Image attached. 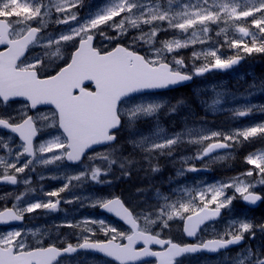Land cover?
<instances>
[{
    "label": "snow or ice",
    "instance_id": "snow-or-ice-1",
    "mask_svg": "<svg viewBox=\"0 0 264 264\" xmlns=\"http://www.w3.org/2000/svg\"><path fill=\"white\" fill-rule=\"evenodd\" d=\"M78 4H81V0H63L56 6V11L65 12L69 6L76 7ZM44 7L42 0H0V45L7 46L6 50L0 51V104L7 105L9 101L15 103L17 98L23 102L18 116H0V126L10 129L11 133L18 135L21 141L14 157L15 162L9 164L0 161V164H4L5 169L12 168L16 173H23L32 165L33 159H36L38 154L39 163L44 165L65 160L80 164L81 170L78 174L67 176L66 183L62 187L46 194L50 197H60V193L68 190L73 181L111 183L100 179L102 169L91 162L106 161L107 168L103 171L106 176L111 171V166L117 163L115 154L119 151V145L115 142L117 130L121 128L123 120L139 118L141 115H153L162 106L159 103L132 102L136 101L138 96H142L146 90L167 89L212 70L230 69L243 59L241 53H264V38L258 35V33L264 34V0H257L255 5L245 7L239 12L235 0H232L231 4L219 6L216 5L215 0L212 4H209V0H196V3L191 5L183 4L180 12L171 10V0L168 8H161L154 2L147 3L146 0H111L103 10L97 11L84 23L71 28L68 33L60 35L59 41L67 42L78 38V45L65 67L56 75L41 78L38 75V66L44 63V58L37 57L32 62L25 63L21 57L24 56L29 45L38 43L37 33L43 27L41 10ZM257 12L261 13L258 18L254 16ZM249 16L253 17L252 23L258 29V33L250 32L243 26H237L236 30L242 34V37H251L250 44L242 38L232 39L228 41L229 47L238 50L234 57L221 58L216 50L209 51L204 55L213 59L198 67L194 65L191 72L181 70L184 67L181 59H174L175 66L166 62V53L187 47L189 43L195 42L193 39L184 42L180 40L163 42L162 47L151 49L147 57L124 46L118 45L106 52H101L93 46V30L105 24L110 28H116L121 35L127 31L126 22L132 28H139L141 24L153 25L154 21L167 22L169 28L184 33L189 29L198 28L200 32L206 34L210 23H216L225 17L239 21ZM115 17L120 19L116 21ZM34 19L41 20L40 27L26 25L18 29V25ZM76 19L77 14L69 11L59 22L67 23ZM109 21L112 23L109 24ZM158 30L160 25H155L149 33L134 37L133 42L146 39L147 43H152ZM100 34L104 35L103 32ZM192 35L195 37L196 32L193 31ZM106 39L112 38L106 37ZM193 55L198 56L196 53ZM85 81L92 82L95 90L86 88ZM250 88L264 90V81L254 83ZM42 105L53 106V111L50 114L36 113L34 110ZM122 105L125 107L122 108ZM233 111L235 116L245 117L253 111L264 112V106L250 104L243 109ZM42 122H46L48 127L58 129V134L36 145L34 140L40 131L38 124ZM221 135L216 131L211 135L201 134L192 143L203 144L204 141ZM258 136L264 137V123L223 135V142L207 144L199 151L197 158L203 159L218 149L230 148L232 147L230 142H239V138L249 140ZM180 139L179 134L165 137L160 141L144 137L137 141V144L149 155L153 153L170 155L172 146ZM96 145L109 147L105 151L96 152L94 149ZM89 150L93 151V154L87 157L90 163L84 164L85 154ZM46 153L53 155L46 157L44 155ZM21 156H28L30 159L17 167L16 164ZM246 160L254 168L241 173V177H252L255 171L259 176L256 183L245 182L240 177H236L231 182H222L219 185L197 190L194 194H190L186 201L174 202L159 211L157 219L161 227H168V220L177 216L185 220L186 234L194 237L200 225L220 217L222 210L230 209L233 201L237 199L236 194L248 204L254 205L264 201V195L254 190L257 184L264 185V152L251 154ZM119 167L124 169L125 164L120 163ZM188 171H197V169L192 167ZM122 174L127 175V171ZM2 179L13 185L18 182L16 175H8L6 171ZM24 183L28 181L25 180ZM228 189H232L233 195L227 194ZM197 198L199 205L194 206ZM16 199L19 201L21 197L17 196ZM59 204L58 198L54 202L51 200L27 202L23 207L5 209L0 211V223L22 221L25 213H32L41 208L56 211ZM97 205L128 224L129 231H119L116 227L107 225L103 219L93 220L92 224H100L104 235L108 237L106 240H92L85 235L75 246L69 243L63 248L55 244L28 248L22 239H17L22 236L21 231H8L0 235V264H58L59 257L71 255L78 250L100 253L118 264H140L145 257L157 258L158 264H179L177 258L186 254L217 253L228 249L229 246L241 244L246 234L255 238L257 230L264 233V224H254L247 218L235 219L228 224L225 232L217 234L216 238L181 245L171 239H162L152 234L148 226L156 223L157 220H153L150 215L143 216L142 227L138 219L141 214L134 215L118 196L95 198L92 206ZM185 213L190 214L185 216ZM67 226L72 227L71 224ZM86 231L91 232V229ZM139 243H142L143 247L138 248ZM152 245H159L161 250L153 251ZM236 264H264V251L246 247L242 255L237 258Z\"/></svg>",
    "mask_w": 264,
    "mask_h": 264
},
{
    "label": "flooded vegetation",
    "instance_id": "flooded-vegetation-1",
    "mask_svg": "<svg viewBox=\"0 0 264 264\" xmlns=\"http://www.w3.org/2000/svg\"><path fill=\"white\" fill-rule=\"evenodd\" d=\"M63 19L62 17L42 18L43 27L41 31L37 33L38 43L29 45L28 50L25 52L24 56L21 57V60L25 63L32 62L37 57L44 58V63L38 66V75H40L41 78L56 75L65 67L66 64L70 62V57L78 45V38H76L71 45L70 41H59L60 35L69 28L70 22L73 21L69 20L67 23L59 22ZM26 25L40 27L41 20L34 19L25 21L17 27L18 29H22ZM112 31V28L109 26L103 27V25H100L99 29L93 30V46L101 52L110 51L115 48L117 46V37L113 35ZM101 32H103L104 35H101ZM106 37H111L112 39H106ZM55 40L59 41V43ZM6 48V45H0V51L6 50ZM85 87L89 90H95L93 83H87ZM22 103V100L17 98V102L15 103L9 101L7 105L0 104V116H18ZM34 111L36 113L50 114L53 111V106H38ZM29 114L33 113L29 112ZM38 127L40 131L34 140V144L36 145L58 134V129L46 126V122L38 124ZM0 138H3L0 140V161L9 164L15 162L14 157L21 143L18 135L0 126ZM4 138L9 140L6 141ZM120 140L121 134L117 133V141L115 143L118 144ZM5 145H7V147H5ZM108 147L109 146L95 147L94 149L96 152H101L105 151ZM249 148L250 147H247L245 151L248 152ZM185 151L186 150H180L178 154L180 155ZM92 154V150L87 152L83 161L84 164L90 163L87 157ZM44 155L46 157H51L53 154L46 153ZM167 155L168 154H164L163 156ZM173 157L174 156L164 157L162 164ZM27 159H30V157L21 156L16 166L20 167ZM91 163L102 169V176H100V179L111 181V183L98 184L91 181H73L68 190L60 193V197H50L46 195L48 192L58 190L66 183L65 178H53L52 176L57 174L58 171H77L81 168L80 164H73L65 160L63 162L57 161L52 164L44 165L39 163V154L36 159H33L32 165L26 168L23 173H16L12 168L5 169L4 164H0V211L14 209L15 207H23L27 202H47L49 200L54 202L56 199H60V204L56 211L41 208L32 213H25L22 221L0 223V235L6 234L8 231L19 230L22 236L17 239H22L28 248L47 247L51 244L63 248L69 243L75 246L78 241H80L81 237L85 235L92 240H106L108 237L104 235L100 224H92L91 221L93 220L99 221L103 219L107 225L116 227L119 231L128 232L130 226L124 221L102 210L98 205L95 207L92 206L93 200L101 197H120L125 206L133 211L134 215L137 213L141 214L138 219L142 227L143 216L150 215L153 220H157L156 223L148 226L152 234L158 235L162 239H171L174 243H179L181 245L199 242L200 236L205 228L208 225L221 222L226 215L225 212L223 218L215 222L207 223L201 228L200 233L195 236L193 240H190L184 231L185 220L173 216L171 220H168V227L162 228L157 219V214L162 208H167L172 203L177 202L179 193L178 191L176 192V188L174 187H178V183L183 181H191L192 177L190 173L183 177L175 178L172 176V173L169 172V167H166L161 174L158 172L156 176L145 177L144 168L139 173L142 174V178L138 177L132 179L118 176L117 163L111 166V171L107 174L108 176L103 174L107 165L102 164V160H95ZM198 168L199 167L196 169ZM5 171L8 175H16L17 184L13 185L2 179ZM166 173H168L170 177L163 176V174ZM25 180H27L28 183H24ZM77 184H82V186H76ZM254 190L258 194L264 195V185L258 184ZM17 196H20L21 200L18 201L16 199ZM76 197L80 199L77 200L75 199ZM66 201L72 202L68 203ZM235 201H238V206L242 210L243 216L246 213L254 224H264V201H261L256 207L244 205L242 199L239 197L235 199ZM189 214L190 213H185L184 215L187 216ZM68 224H71L72 227H68ZM89 228L91 232L86 231V229ZM259 232L260 231L257 230L255 238L246 234L243 247L233 248L225 252V254L234 255L240 249L249 246L253 250L260 249L264 251V241L260 240L258 236ZM208 238H206V240ZM137 247H143V244L139 243ZM151 249L153 251L161 250L159 245H152ZM200 255L205 256L206 254L201 253ZM195 257L198 256L196 254H186L177 259L179 264H187ZM58 264H118V262L100 253L78 250L71 255L59 257ZM140 264H158V261L157 258L154 257H145Z\"/></svg>",
    "mask_w": 264,
    "mask_h": 264
},
{
    "label": "rangeland",
    "instance_id": "rangeland-1",
    "mask_svg": "<svg viewBox=\"0 0 264 264\" xmlns=\"http://www.w3.org/2000/svg\"><path fill=\"white\" fill-rule=\"evenodd\" d=\"M45 5L41 10L42 18H64L66 12H74L77 14V19L70 22L69 28L62 34H66L73 27L78 26L79 24L84 23L88 18L94 15L97 11L103 10L108 4L111 3V0H81V4H78L76 7H68L65 12H57L56 6L63 2V0H42ZM147 3H155L161 8L169 7V0H146ZM216 5L219 6L221 4H231L232 0H215ZM196 0H171V10L174 12L182 11L183 4H194ZM213 0H209V4H212ZM257 3V0H235V4L238 5L237 12L244 9L245 7H251ZM135 11V10H134ZM258 14L254 13V15ZM123 15V14H122ZM223 15V14H222ZM250 17V16H249ZM247 18H241L239 21H235V19H227L226 17L221 21L216 23L209 24V30L205 34L200 32L198 28L189 29L188 32L184 33L178 29H171L168 27L167 22H158L154 21L153 25H145L141 24L139 28H132L127 22L125 27L127 31L121 35L120 32L116 28H112L113 35L119 39L120 37L126 39L127 42L137 44L139 47L143 48L146 55H150V50L153 48H160L163 46V42L172 41V40H180L184 42L189 39H193L195 42L189 43L187 47H181L179 49H174L172 52L166 53V61H171L174 65V59H181L184 62V67L181 70H192L193 66H201L205 63H208L213 58L211 56L204 55L209 51L216 50L217 55L221 58H230L231 54L222 52L225 51L223 46L216 45L218 44L215 41L213 43L212 37V27L211 25L217 24L222 27L220 31L217 33H223L226 36H229L233 39L245 38L242 37V34L239 33L236 29L237 26L247 27L250 32H257L258 29L255 28V25H244V21ZM120 17H115L114 20L118 21ZM225 20L227 22H225ZM112 22V21H109ZM252 22V21H251ZM160 25V30L157 31L156 36L153 38L152 43H147L146 39H141L139 42L134 43L133 38L142 36L146 33H149L150 29L155 26ZM95 30V29H94ZM193 31L196 32V36L193 37ZM211 31V32H210ZM216 31V30H215ZM251 38V37H247ZM76 39V38H75ZM75 39L70 41V45L75 41ZM57 41V40H55ZM202 41V42H201ZM182 51H186L189 60H192V64L190 65L187 61L183 59V56H179L178 54ZM237 49H233V52H236ZM196 53L198 56H194ZM175 66V65H174ZM244 70L240 69L238 72H235L230 77L223 78L222 75L214 74L212 76H204L200 77L201 81L198 82L194 86V92L198 97L196 98L197 103L194 106L192 104H185V106L181 107L180 104H171L170 97L167 94L161 95H146L138 97L136 101H132L133 103L146 102V103H159L162 106L156 110L153 115L146 116L141 115L139 118H133L131 120L126 118L127 126L124 128L123 137L121 142L118 144L122 152L116 153L117 156V173L119 172V177H129L132 179L142 178V174H139L145 168V177L156 176L158 172L160 174L166 167H169V172L172 173V176L175 178L182 177L191 174V181H183L178 183V187L176 188V192L178 191L179 196L177 201L184 202L189 198L190 194H194L197 190H202L212 185H219L222 182H231L233 178L240 177L245 182L251 181L252 183H256L259 179V176L254 171L252 177H241L239 173H246L248 170L253 169V165H249L247 163V156L251 154H260L264 152V146L255 148L243 155L239 154V151L247 145L249 141L252 142V139L261 138L260 136L255 138H250L249 140H244L243 138H239V142H230L232 143V147L236 149L220 151L218 154H213L212 156H205L203 159L197 158V154L199 151L209 143L223 142V135L228 133H234L238 131H242L250 126H255L260 122H257L255 119L251 122H245L240 119L238 116L233 117L238 120V123L231 128L226 126H217L214 122H219L218 118L221 117L220 114H227L234 112V109H243L247 105H254L255 101H258V97L260 101H264V90L260 89H251L250 86L254 83H259V80H255L254 83H250L246 85L244 88H239L237 81L238 77L244 76ZM199 78V79H200ZM196 106H201L196 107ZM256 106H264L262 103H257ZM125 107V106H123ZM122 107V108H123ZM193 107V108H192ZM173 108L175 109L173 111ZM200 109L202 112H200ZM256 114H262L264 112L255 111ZM253 112L249 114L252 117ZM217 117V119H212L210 117ZM225 116V117H226ZM227 119H230L228 117ZM259 120H263L259 118ZM206 121V122H202ZM229 124H235L236 122L232 120L226 121ZM261 123H264L261 122ZM213 131L220 132L222 135L220 137H212L210 140H206L203 144L192 143L193 140L199 138V135H211ZM174 134H179L181 139L178 143L172 146L171 154L167 156H163L164 154L153 153L149 155L145 151L142 150L141 147L138 146L137 141L141 140L144 137L149 138L150 140L160 141L165 137L172 136ZM3 138H0L2 140ZM6 141L9 140L4 138ZM242 140V141H240ZM184 147V148H182ZM193 147V148H192ZM186 149L187 153L178 154V151ZM167 151V150H165ZM176 151V154H175ZM237 154L236 158L235 155ZM174 156L169 161H166L162 164V160L164 157ZM1 159V158H0ZM234 161H238L239 167H235ZM120 163L125 164V168L121 169L119 167ZM196 163V164H195ZM218 163L219 165H224L221 170L227 172L229 175H226L227 180L222 178L213 179L215 183L211 182L210 177L204 174H196L194 171H188V169L192 167H206L210 166L211 172L214 173L213 176H217L218 167L215 166ZM104 165H107L106 161H103ZM211 164V165H210ZM213 164V165H212ZM152 166V167H151ZM130 167H134L131 170H127ZM235 168V169H233ZM81 168L77 171H69L65 172L58 171L57 174H54L53 178H66L69 175L78 174ZM127 170V175L122 174ZM183 170V174L181 171ZM164 173V172H163ZM102 176V175H101ZM107 176V175H106ZM165 177H170L168 173L163 174ZM258 184L256 185V187ZM228 195H233L232 189L227 191ZM210 196V194H209ZM237 198L239 194H236ZM199 205V200L194 202V206ZM236 204H232L230 209H226L225 218L213 225H208L204 232L200 236V240H204L208 237H217V234H223L227 229V226L230 222L235 219H244L249 217L245 213L243 216L242 213L238 211L235 207ZM262 219V218H261ZM240 249L236 254H222L216 257H206V256H198L191 259L187 264H236V260L238 257L242 255L243 249Z\"/></svg>",
    "mask_w": 264,
    "mask_h": 264
},
{
    "label": "trees",
    "instance_id": "trees-1",
    "mask_svg": "<svg viewBox=\"0 0 264 264\" xmlns=\"http://www.w3.org/2000/svg\"><path fill=\"white\" fill-rule=\"evenodd\" d=\"M260 15H261V13H258L254 16L258 18ZM249 18L250 19H247L244 21V25H248V26L252 25L251 21L253 20V17L250 16ZM211 27L213 30V32H212L213 43L215 44V41H217L218 44H216V45H220V46L225 45V46H223L225 51H222V52H226V53H230V54H234V53L238 52V50L236 52H233L234 48H231L228 45V41L232 40L233 38H230L229 36H226L223 33H217V31H220L221 28L225 27V26L219 27L217 24H213V25H211ZM259 36H261V38H264V35H259ZM243 40L245 42H248L249 44L251 42V38L245 37V38H243ZM137 47H139V45H137V44L135 46H133V48H135V49ZM241 54H243V53H241ZM178 55L183 56V59L185 61H187L190 65H193L192 60H189L187 58L188 54L186 51H182ZM246 55H247V58L249 60V63L245 64V66H248L252 62V67L254 68L252 70H253L254 74L255 75L258 74L264 80V53H253V54H246ZM235 81L238 82V79H235ZM238 87L243 88L244 86L238 85ZM197 97H198V95H196V93L192 92L189 86L185 87V88L184 87L179 88V89H176L175 91H173V100H174L175 104H180L181 107L185 106V104H187V103L193 104V106H194V104L197 103V100H196ZM200 112H202V111H200ZM214 119H217V118L215 117ZM219 125H221V124H219ZM257 141H258V139L253 141V143H256Z\"/></svg>",
    "mask_w": 264,
    "mask_h": 264
},
{
    "label": "water",
    "instance_id": "water-1",
    "mask_svg": "<svg viewBox=\"0 0 264 264\" xmlns=\"http://www.w3.org/2000/svg\"><path fill=\"white\" fill-rule=\"evenodd\" d=\"M244 61V58L237 64V65H234L232 68H230V69H226V70H212V71H218V72H226V71H229V70H231V69H233V68H236L237 66H239L242 62ZM212 71H209V72H212ZM209 72H207V73H209ZM207 73H205V74H207ZM193 80V79H192ZM192 80H190V81H186V82H184V83H182V84H178V85H174V86H171L170 88H167V89H157V90H146V92H153V91H160V90H168V89H171V88H175V87H178V86H181V85H183V84H186V83H190V82H192ZM97 146V145H96ZM201 226V225H200ZM200 226H199V228H200Z\"/></svg>",
    "mask_w": 264,
    "mask_h": 264
},
{
    "label": "bare ground",
    "instance_id": "bare-ground-1",
    "mask_svg": "<svg viewBox=\"0 0 264 264\" xmlns=\"http://www.w3.org/2000/svg\"><path fill=\"white\" fill-rule=\"evenodd\" d=\"M152 167V166H151ZM78 191V190H77Z\"/></svg>",
    "mask_w": 264,
    "mask_h": 264
}]
</instances>
